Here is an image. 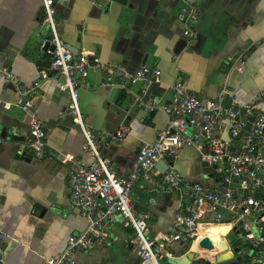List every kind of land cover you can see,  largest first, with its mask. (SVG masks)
<instances>
[{
    "label": "crops",
    "instance_id": "1",
    "mask_svg": "<svg viewBox=\"0 0 264 264\" xmlns=\"http://www.w3.org/2000/svg\"><path fill=\"white\" fill-rule=\"evenodd\" d=\"M191 1L196 10L192 41L183 34V0H72L70 4L55 0L59 38L74 54L98 57L103 65L90 70L79 87L83 122L100 136L122 124L130 130L124 139L109 135L102 139L100 152L115 164L118 175L131 168L140 145L152 141L165 127L168 116L163 107L171 102L176 80L208 100L224 88L241 102L264 93V0ZM42 19L41 0H0V66L13 74L6 85L0 77V234L6 235L0 244V264H40L41 256L57 255L70 234L87 226L86 218L70 202L68 169L60 159L73 156L87 164L92 157L80 128L67 112L68 93L57 88L51 75L40 76L48 64L47 46L41 44L48 29ZM236 59L242 62L239 68ZM140 67L160 70L158 79L143 93L144 105L154 110L139 104L143 113L130 112L126 118L119 113L125 106L124 97L136 100L141 94L140 84L129 85L128 74ZM35 81L40 86L31 100L47 141L41 159L27 152L29 117L17 97L19 88ZM103 82L107 85H101ZM113 88L122 89L115 100ZM256 109L264 111V103L256 104ZM169 161H159L149 177L138 179L133 187L134 210L146 216L150 239L171 231L180 201L176 192L158 187L160 170ZM173 164L186 181L208 186L216 182L213 170L202 164L196 149H183ZM260 221L264 226V220ZM214 228L225 231L214 237ZM231 232L235 240L229 239ZM205 238L211 242L210 248L201 245ZM133 240V229L115 218L106 240L78 252L76 264H140ZM244 248L236 225L201 224L197 238L177 245L172 256L183 255L179 260L187 264L192 259V264H253ZM219 256L224 258L217 263ZM168 257L163 255L159 261L167 264Z\"/></svg>",
    "mask_w": 264,
    "mask_h": 264
},
{
    "label": "built area",
    "instance_id": "2",
    "mask_svg": "<svg viewBox=\"0 0 264 264\" xmlns=\"http://www.w3.org/2000/svg\"><path fill=\"white\" fill-rule=\"evenodd\" d=\"M41 1L42 25L48 29V37L41 44L47 46L48 64L40 76L51 75L57 88L68 93L67 112L80 128L92 160L84 164L73 156L62 155L60 161L68 169L70 202L86 218L87 226L77 234H70L57 255L41 256L40 264H76L78 252L106 240L115 218L133 229L132 245L140 264H159L163 255L172 256L177 245L194 241L201 224L211 223L236 225L253 264H264V226L260 225V220H264V111L256 109V104L264 103V93L241 102L229 88H224L219 96L208 100L176 80L171 87V102L163 107L168 116L165 127L152 141L140 145L131 168L118 175L115 164L100 152L102 139L108 135L124 139L130 130L122 124L112 133L98 135L83 122L78 103L80 85L90 70L103 67L102 62L98 57L71 52L57 32L55 0ZM195 18L193 2L183 0V34L190 41L196 36L191 28ZM236 63L237 68L242 66L240 59ZM159 76L160 70L154 67H140L128 74L129 85L140 84L141 94L136 95V100L148 111L154 107L144 105L143 93ZM0 77L6 85L13 74L0 66ZM39 86L40 81H35L17 91L18 103L29 117L26 149L35 159L43 158L47 151L46 130L31 100ZM185 148L196 149L200 160L213 170L216 175L213 186L186 181L174 167V159ZM165 159L170 164L162 172L158 187L176 192L180 201L173 214L171 231L150 239L146 216L134 210L133 187L138 179H147L156 164ZM5 237L0 234V244Z\"/></svg>",
    "mask_w": 264,
    "mask_h": 264
},
{
    "label": "water",
    "instance_id": "3",
    "mask_svg": "<svg viewBox=\"0 0 264 264\" xmlns=\"http://www.w3.org/2000/svg\"><path fill=\"white\" fill-rule=\"evenodd\" d=\"M59 3L60 2H64V1H67L69 4H70V2L72 1V0H57ZM61 81L63 82V80L61 79ZM122 91V89L121 88H113L112 90H111V94H112V98H113V96H114V100H115V97L116 96H118L119 94H120V92ZM127 92V91H126ZM129 92V91H128ZM127 92V93H128ZM126 94V93H125ZM124 96H126V95H124ZM127 98H125L124 97V103H125V106H124V108H121V109H119V113L120 114H123V115H125V117L127 118L128 116L127 115H130V112H132V113H134V112H136V111H138L139 112V115H141L142 113H143V109H140L139 108V101H137V100H131L130 98H128L129 100H126ZM114 100H112V101H114ZM113 108L114 109H117V106H113ZM3 132H4V130H3ZM202 164L204 165V166H206L207 164L205 163V162H202ZM158 165L159 164H157L156 166L158 167ZM164 165V164H163ZM165 170V166H163L162 168H161V172H163ZM201 245L203 246V247H206V248H210V245H211V242L209 241V239H207V238H205L202 242H201ZM221 247L223 248V249H226V245H225V243L224 242H221ZM233 252V251H232ZM187 253V252H186ZM181 257H183V255H181V256H170V257H168L167 258V264H187V262H185V261H180L179 259L181 258ZM222 258H224V256L222 257V256H219V257H217L216 258V262L218 263ZM193 260L194 259H192L188 264H192V262H193ZM215 262V263H216ZM205 264H212V263H210L209 261H206V263Z\"/></svg>",
    "mask_w": 264,
    "mask_h": 264
},
{
    "label": "bare ground",
    "instance_id": "4",
    "mask_svg": "<svg viewBox=\"0 0 264 264\" xmlns=\"http://www.w3.org/2000/svg\"><path fill=\"white\" fill-rule=\"evenodd\" d=\"M205 228H206V227L201 228V231H204ZM213 231L215 232V233H213V236H214V237H218V234H219V233H223V232L225 231V229H224V228H214ZM213 236H212V235H209L208 237H213ZM205 237H206V236H205ZM208 237H207V238H208Z\"/></svg>",
    "mask_w": 264,
    "mask_h": 264
},
{
    "label": "rangeland",
    "instance_id": "5",
    "mask_svg": "<svg viewBox=\"0 0 264 264\" xmlns=\"http://www.w3.org/2000/svg\"><path fill=\"white\" fill-rule=\"evenodd\" d=\"M228 237H229V239H234V237H236V236H235V234H234L233 232H231V233L229 234ZM236 238H237V237H236ZM234 240H235V239H234ZM231 241H233V240H231ZM163 262H164L163 260H160V261H159L160 264H163Z\"/></svg>",
    "mask_w": 264,
    "mask_h": 264
}]
</instances>
